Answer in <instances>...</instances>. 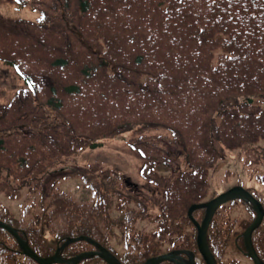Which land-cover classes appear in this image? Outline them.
I'll return each mask as SVG.
<instances>
[{
    "label": "trees",
    "instance_id": "trees-1",
    "mask_svg": "<svg viewBox=\"0 0 264 264\" xmlns=\"http://www.w3.org/2000/svg\"><path fill=\"white\" fill-rule=\"evenodd\" d=\"M15 3L34 15L0 14V62L22 82L11 103L0 106L11 110L9 123L0 120V192L12 200L21 187L36 190L22 219L0 204V221L42 258L85 236L121 264H145L173 251L202 261L188 212L209 200L211 171L234 151L264 164V0ZM125 135L146 161L142 177L151 193L101 162H78ZM161 163L169 176L156 171ZM75 178L90 202L55 191ZM255 216L239 200L217 210L207 234L217 264H240L231 250L247 257L244 233ZM193 218L201 224L205 210ZM252 243L264 263V221ZM88 251L96 249L78 242L62 257ZM0 264L38 263L0 229ZM79 264L107 263L94 257Z\"/></svg>",
    "mask_w": 264,
    "mask_h": 264
},
{
    "label": "rangeland",
    "instance_id": "rangeland-1",
    "mask_svg": "<svg viewBox=\"0 0 264 264\" xmlns=\"http://www.w3.org/2000/svg\"><path fill=\"white\" fill-rule=\"evenodd\" d=\"M16 7L15 0H0V14L12 18L33 17L34 14L30 11H19ZM21 87L22 82L15 72L4 61L0 62V106L11 103L10 101H12V97L17 89ZM15 99L14 103L18 101V99ZM4 108L0 107V120L6 118V121L8 120L9 123L7 114H11V110L7 108L8 111H6ZM3 122L5 121H0V125ZM130 137V135H125L116 139L105 140L97 149L89 150L82 154L78 162H82L84 165L86 163L101 162L104 164V168H108L122 176L132 188L142 193H151L153 189L152 185L141 176L142 168L145 166L146 161L129 145L128 141ZM252 161L253 159L246 153L231 152L228 159L220 162L211 171L208 199L213 200L231 188L242 186L245 190H250L261 201L264 207V176L262 175L264 174V164H252ZM156 171L163 173L165 176L170 175L168 168L162 163L157 165ZM10 181L19 189L20 181L12 180V178ZM34 190H36L35 184L21 187L19 190L20 197L12 200L0 192V204L8 207L12 214L21 216L20 219H22L23 215L21 213L24 208L30 206V200L35 195ZM56 190L69 194L80 203L91 201L89 191L76 178L64 181L61 183L60 188L55 187ZM240 210L242 215L247 213L245 207L240 208ZM140 227L147 231L154 229V225L141 224ZM117 233L118 236L122 235L119 231ZM121 238H117L114 242V246L119 252L123 249ZM231 257H235L240 264H254L250 258L238 254L235 250H231Z\"/></svg>",
    "mask_w": 264,
    "mask_h": 264
},
{
    "label": "water",
    "instance_id": "water-1",
    "mask_svg": "<svg viewBox=\"0 0 264 264\" xmlns=\"http://www.w3.org/2000/svg\"><path fill=\"white\" fill-rule=\"evenodd\" d=\"M235 200H241L246 203H249L256 213V218L254 222L244 233L246 256L249 257L254 264H264L258 257L252 243L253 233L261 226L264 220V209L260 204V202H258L248 191H246L242 187L232 188L231 190L219 195L218 197L207 203L193 205L188 212L190 219L192 220L193 224L197 229V247L205 264H217L214 255L210 251L207 240V233L212 218L221 205H224L226 203ZM201 209L205 210V218L203 222L199 224L196 220H194L193 214L197 210H201ZM0 229H4L7 232H9L18 241L23 255L36 261L38 264H79L83 260L91 259L94 257L101 258L107 264H121L120 261L114 255H112L108 250L103 248L101 245L96 243L91 238L85 236L68 239L60 248H58L54 256L42 258L38 256L30 248L27 241H24L20 238L16 229L8 226L7 224L1 221H0ZM78 242H87L90 245H92L96 249V251L85 252L71 259L63 258L62 257L63 251L69 245ZM183 256H186V258H184ZM165 262H171L174 264H200V261L197 260L195 254L187 251H173L168 254L151 258L145 264H162Z\"/></svg>",
    "mask_w": 264,
    "mask_h": 264
}]
</instances>
